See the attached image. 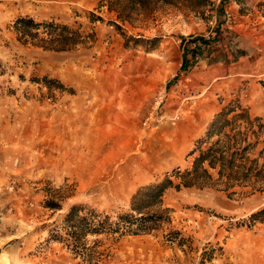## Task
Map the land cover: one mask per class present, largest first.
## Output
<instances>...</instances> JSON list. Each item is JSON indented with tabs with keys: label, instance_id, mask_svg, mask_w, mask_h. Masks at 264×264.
I'll list each match as a JSON object with an SVG mask.
<instances>
[{
	"label": "rangeland",
	"instance_id": "rangeland-1",
	"mask_svg": "<svg viewBox=\"0 0 264 264\" xmlns=\"http://www.w3.org/2000/svg\"><path fill=\"white\" fill-rule=\"evenodd\" d=\"M15 11L0 19V264H264L263 183L225 189L210 169L141 199L181 181L231 104L259 116L264 159V0L157 3L119 26L74 8L51 19L81 34L63 50L33 43L44 27L19 39Z\"/></svg>",
	"mask_w": 264,
	"mask_h": 264
},
{
	"label": "trees",
	"instance_id": "trees-1",
	"mask_svg": "<svg viewBox=\"0 0 264 264\" xmlns=\"http://www.w3.org/2000/svg\"><path fill=\"white\" fill-rule=\"evenodd\" d=\"M180 1L191 2L193 5L197 1L201 5L209 3V0H101L98 8L105 6L108 12H114L116 19L110 22L119 26L118 21L121 23L129 22L141 13L150 12L157 3L176 4ZM13 27L19 39H23V41L35 39V37H38V30L33 29L44 27L48 38L39 37L33 43L47 49H68L81 41L79 30L71 28L66 23H56L53 20L36 21L29 16H19L15 18ZM197 38L202 42L208 41L202 36ZM192 54L195 55V52ZM187 61L188 58L185 53L181 64L182 68H186ZM59 86H63V84L59 83ZM236 109L237 105L231 104L223 107L216 114L210 123L206 136L212 137L215 134L217 137L205 146H201L199 143L193 149L197 153L193 158L192 166L181 173L182 179L180 182L175 183L169 176H165L161 181L148 185L142 193L141 199H148L147 203L157 202L163 191L172 185L177 188L180 184L185 186L192 184L204 185L206 184L204 180L212 178L210 169L216 172V178L224 184L225 189H229L234 185L242 186L249 183V185H254L256 182L264 184V159L260 162L263 149H258L256 154H250L262 141L259 128L262 127L263 123L259 122V116L251 117L244 107H241L240 110ZM229 113L232 114L227 117ZM238 120L247 124L248 131H246L245 125H241ZM227 126L230 131L224 130ZM249 129L251 130L249 131ZM253 189L264 190V187L259 185ZM235 191L231 190L229 193ZM142 205L145 206V204ZM142 205L134 208L142 207ZM256 214L257 212H254L251 216ZM138 219L144 220V216L134 220Z\"/></svg>",
	"mask_w": 264,
	"mask_h": 264
},
{
	"label": "crops",
	"instance_id": "crops-1",
	"mask_svg": "<svg viewBox=\"0 0 264 264\" xmlns=\"http://www.w3.org/2000/svg\"><path fill=\"white\" fill-rule=\"evenodd\" d=\"M4 1V2H3ZM101 0H0V19H5L12 7L15 18L29 16L37 21L67 17L74 8L93 9ZM104 7V6H103ZM102 8V7H101ZM3 241V240H1Z\"/></svg>",
	"mask_w": 264,
	"mask_h": 264
},
{
	"label": "bare ground",
	"instance_id": "bare-ground-1",
	"mask_svg": "<svg viewBox=\"0 0 264 264\" xmlns=\"http://www.w3.org/2000/svg\"><path fill=\"white\" fill-rule=\"evenodd\" d=\"M76 121L78 122H81V124H83L84 123V120L83 119H81V121H80V118L79 117H76V120H74L73 122L74 123H76ZM81 127H83L82 125H80V129H78V128H75L74 127V129H75V133H80V130H82V128ZM73 129V130H74ZM89 129V133H88V131H87V134H88V138H87V142L85 143L86 144V146H90V144H91V142H92V140L94 139L93 137H96V135H100V129H98V130H96V129H90V128H88Z\"/></svg>",
	"mask_w": 264,
	"mask_h": 264
}]
</instances>
